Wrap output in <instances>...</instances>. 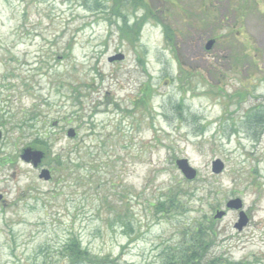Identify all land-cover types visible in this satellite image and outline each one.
Segmentation results:
<instances>
[{"label": "rangeland", "instance_id": "374dc122", "mask_svg": "<svg viewBox=\"0 0 264 264\" xmlns=\"http://www.w3.org/2000/svg\"><path fill=\"white\" fill-rule=\"evenodd\" d=\"M111 1L0 0V264H76L69 239L86 264H163L234 199L248 223L217 220L208 256L264 264V131L247 118L264 126V0H147L161 22L133 44L99 18ZM168 198L178 211L156 214Z\"/></svg>", "mask_w": 264, "mask_h": 264}, {"label": "trees", "instance_id": "16d2710c", "mask_svg": "<svg viewBox=\"0 0 264 264\" xmlns=\"http://www.w3.org/2000/svg\"><path fill=\"white\" fill-rule=\"evenodd\" d=\"M111 4L112 7L109 4L101 9L99 18L109 23L110 27L112 25L117 30L119 41H128L131 44L138 42L140 31L144 25L150 20L156 23L161 22L159 16L161 12L158 9L155 10L147 0H112ZM139 10L143 11V15L137 18L135 17L130 24L129 12H132L131 15H134V13ZM95 12H98V9H96ZM162 28L167 44L173 46L174 33L172 29L165 24H162ZM142 95L145 99L142 98L140 102H148L150 100L152 90L149 85H146L142 90ZM254 116L259 120L256 126L260 127L262 133L264 131L261 120L263 117L261 115L257 116L253 109L247 113V118ZM152 208H155L156 214L166 215L171 210L173 211L176 209L178 211L179 207L172 198H168L165 202L153 204ZM215 222L213 218L205 219L203 223L199 222L192 230L186 231V233H184L186 238H183L182 244L170 250L172 255H167L163 264H244L243 262H233L222 255L208 256L209 251L217 240V233L213 228ZM80 247L81 243L78 240L69 239L62 248V255L65 258L68 256L70 263H90L87 261L86 252L82 251ZM98 264H117V260H109Z\"/></svg>", "mask_w": 264, "mask_h": 264}, {"label": "water", "instance_id": "95a60500", "mask_svg": "<svg viewBox=\"0 0 264 264\" xmlns=\"http://www.w3.org/2000/svg\"><path fill=\"white\" fill-rule=\"evenodd\" d=\"M213 40H209L205 45V50L208 51L213 46ZM124 60V56L121 54H117L115 56L109 57L107 59L108 63L120 62ZM67 138L72 139L75 137V131L73 129H69L66 133ZM21 160L25 163H30L33 168H37L38 165L42 162L44 155L41 152L32 151L31 149H25L22 151L20 156ZM177 169L183 175V177L187 180H193L196 177V172L190 168L185 160H178L175 163ZM212 173L219 174L223 170V165L219 161H215L212 163ZM51 178L48 170L43 169L40 171L38 175V179L44 182L49 181ZM3 200L2 195L0 194V202ZM242 203L239 199L230 200L225 204V209L228 211H239L238 213V221L234 225L238 231H241L243 227H245L248 223V219L245 213L242 211ZM226 215L225 211H217L214 215L215 220H220Z\"/></svg>", "mask_w": 264, "mask_h": 264}, {"label": "flooded vegetation", "instance_id": "af4514ba", "mask_svg": "<svg viewBox=\"0 0 264 264\" xmlns=\"http://www.w3.org/2000/svg\"><path fill=\"white\" fill-rule=\"evenodd\" d=\"M1 136V135H0ZM37 169H42V167L41 166H39ZM3 196V200H2V202H0V205H4V206H6L7 204H6V201H5V196L4 195H2Z\"/></svg>", "mask_w": 264, "mask_h": 264}]
</instances>
